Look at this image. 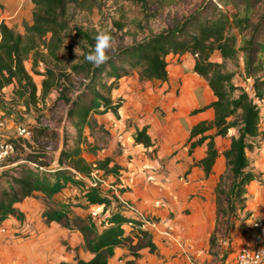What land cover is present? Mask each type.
Wrapping results in <instances>:
<instances>
[{"label":"trees","instance_id":"trees-1","mask_svg":"<svg viewBox=\"0 0 264 264\" xmlns=\"http://www.w3.org/2000/svg\"><path fill=\"white\" fill-rule=\"evenodd\" d=\"M102 1L31 0L34 5L32 23L24 25L23 33L4 20L0 21V93L17 83L21 96H28L38 104L40 99L56 90L59 98L69 105L67 116L78 136L73 146H66L61 151L56 168H50L30 155V162L37 167L21 164L4 173L0 179V227L10 218L23 222L25 212L18 204L34 198L43 205L44 223H56L80 232L84 248L91 255L89 259L76 257L74 262L63 260L60 264H109L118 248L127 251L123 264H137L144 249L156 253L158 246L154 234L145 227L144 220L128 213L115 192L111 196L105 195L100 185L93 186L88 182L95 171L119 177L122 167L111 156L88 161L83 155V144L88 142L83 134L86 128L90 132L103 129L98 116L108 112L120 116L118 111L122 103H114L112 95L119 89L122 78L137 74L142 82H166L169 79L168 56L191 54L195 61L193 71L208 83L215 96L213 102L200 110L212 108L213 120L196 124L186 143L189 154L206 144L205 156L194 165L201 167L207 177L212 174L220 155L216 138L226 137L232 129L237 131L236 136H231L229 148L222 153L226 170L215 188L217 215L210 238L211 251L224 229L227 231L233 226L237 204L244 207L248 186L256 180L247 151L254 149L252 139L259 136L261 128L264 0H203L184 20L160 33L135 40L115 54L107 53L109 59L97 67L84 60V55L94 46L97 34L93 36L72 24L71 9L92 11ZM72 32L84 42L79 62L71 65L69 71L44 62L45 71H38L43 55L41 49L59 63L58 53ZM216 53L220 54L221 61L213 60ZM29 59L32 60V72L44 76L40 95L25 65ZM228 62L242 69L245 81H251L250 90L234 83L236 72L228 70ZM73 74L86 81L76 97L71 96L73 91L69 84ZM134 142L146 148L153 146L147 127L137 130ZM97 149L92 147V153L95 154ZM72 186L83 189L86 203L112 208L106 223L98 227L91 217L73 214L61 206L57 195ZM117 190L121 194L128 188L121 186Z\"/></svg>","mask_w":264,"mask_h":264},{"label":"rangeland","instance_id":"rangeland-1","mask_svg":"<svg viewBox=\"0 0 264 264\" xmlns=\"http://www.w3.org/2000/svg\"><path fill=\"white\" fill-rule=\"evenodd\" d=\"M202 1L145 0L142 2L141 0H103L100 6L92 11L71 9L72 24L77 25L93 36L100 32L110 33L113 37V42L107 53L111 55L118 52L121 48L131 45L135 40L140 41L152 34L171 28L177 21H182L185 17L193 14ZM32 10L29 8L24 13L14 12V15L6 16L5 21L17 31L23 33L24 25L32 23ZM83 46L84 42L82 39L74 32L70 33L63 48L58 53V57L61 60L59 63L48 56L45 49H41L43 55L40 56L42 62L39 63L38 71H45L44 62L52 67L69 71L71 65L79 62L83 54ZM213 60L221 61L220 54L216 53L213 56ZM193 61L194 56L191 54H184L175 60L171 59L169 61L168 69L173 75V79L177 81L174 90L175 94H180L183 89V82L179 80L178 76H175V73H178L176 70L177 65H190ZM25 65L33 76L38 87V95H40L44 76L36 75L32 72L31 59ZM227 68L236 72L234 79L236 85H241L250 90L251 81H245L241 74V68H238L232 62L227 63ZM108 81L110 82L112 79ZM191 81H195V79L192 78ZM85 82L81 76L75 74L71 76L69 84L71 91H73L72 97H76L81 92L82 84ZM159 90H162L160 82H142L138 79L137 74H133L130 77L121 79L119 89L113 91L112 100L114 103H122L124 106L122 113L125 114L133 108L138 95L146 93V96L150 97L152 93H156ZM20 91L21 88L18 84L14 83L0 93V138L13 142L15 146L14 154L0 161V179L6 171L21 164L37 167L36 164L30 162V159H32L30 155L36 156L38 161L47 163L48 167L56 168L61 151L66 146H73L78 137L77 129L72 126L67 116L69 105L59 98V93L56 90L51 91L45 99H40L38 104H34L28 96H21ZM143 98L146 101L145 96ZM146 105H148V102H146ZM260 106V134L257 138L252 139L254 149L247 151L250 169L255 172L256 180L248 186L244 207L240 208V205L237 204L233 226L227 231L224 229L217 245L213 250H209L208 258L196 261L193 256H185L188 264H229L227 261L231 259L235 249L240 245H247L251 241L252 220L264 214V101L260 103ZM146 109L144 110L143 108L144 114L152 110L150 107ZM157 109L160 108L156 107L155 110ZM119 117L122 119V115ZM97 118L99 123H103V129H95L93 132H90L87 128L84 130L83 136L87 138L88 142L85 141L83 144V155L90 162L111 156L122 167L120 174V177H122L130 170L129 164L135 161V158L139 157L140 153H146L143 150L133 154L125 152L126 149L133 145L132 131L135 123H129L131 118H126L123 126H120L123 122L120 118L118 122V118L115 115V119H110L106 115ZM117 125H119L118 128ZM20 127L30 129L32 132L31 136H21L19 134ZM120 130L122 131L120 132ZM236 135V129L230 130L226 137L217 142L218 149L224 151L229 148L231 136ZM92 147L98 148L95 154L91 151ZM150 158L153 159V157ZM222 163V173H224L226 170L225 160ZM94 173L96 178L101 180L99 184L103 194L111 196L114 193L113 187L116 185L115 178L106 176L100 171H95ZM184 178H187L186 175ZM125 185L127 188L129 187L126 183ZM63 194L57 196L62 207L67 208L73 214L91 217L98 227L106 223L107 217L112 210L111 207L86 203L83 189L77 186L69 187ZM23 208L25 211L23 223L20 224L12 220L7 221L3 226L0 239L4 240L9 247H14V250L19 248L24 251L30 246L47 245V248L52 253V256L49 257L48 255L47 263H53L58 253L69 256L73 249L76 257H80V255L84 258L88 257V252L83 244L74 248L78 245L81 235L75 236V231H70L56 223L50 225L44 223L41 216L43 205L39 199H28L23 204ZM149 216L152 217L151 215ZM80 249L81 252L79 254ZM118 257L119 260L124 262L127 252H121ZM173 259L172 257L171 261ZM144 261L142 256L137 264H142Z\"/></svg>","mask_w":264,"mask_h":264},{"label":"crops","instance_id":"crops-1","mask_svg":"<svg viewBox=\"0 0 264 264\" xmlns=\"http://www.w3.org/2000/svg\"><path fill=\"white\" fill-rule=\"evenodd\" d=\"M0 2L3 5L0 8V21H5L6 16L14 15V12L24 13L29 8H34L31 0H0ZM180 56L169 55L168 66L171 59L175 60ZM194 62L176 67L178 73H175V76L183 82L180 94L174 93L177 81L173 79L168 69V81H158L162 84V90L152 93L150 97H147L146 93L138 95L133 108L125 115L122 113L124 109L122 105L118 111L122 119L116 117L118 122L119 118L123 122L120 126H123L126 118H131L129 123H135L132 131L133 145L125 152L133 154L140 150L146 151L140 153L139 157L129 164L130 170L124 176H113L116 182L114 187H127L125 183L129 186L128 191L124 193L120 194L118 191L120 201L134 205L145 215H151L155 222L150 228L154 232L158 250L152 254L144 249L142 256L145 261L142 264H188L185 256H193L196 261L205 260L209 256L210 238L217 215L215 188L223 172L222 162L225 157L222 154L223 150H219L220 155L213 172L207 177L201 167L194 165L205 156L206 144L198 146L192 154H189V144L186 143L191 129L202 121H211L214 118L212 108L200 110L215 100L208 83L193 71ZM189 70L191 71L188 72ZM192 78L195 81H191ZM147 107L152 110L144 114L143 108L147 110ZM156 107L160 109L155 110ZM140 114L142 115L139 116ZM105 115L115 119V114L112 112ZM144 127L148 128L153 141V146L148 148L134 142L137 130ZM222 138L217 137L216 141ZM185 175L187 178H184ZM90 181L91 179L88 180L89 183ZM63 193L61 195H64ZM27 200L18 204L23 211V204ZM12 220L20 224L24 222L15 218L7 221ZM6 222L0 227V236ZM126 229L129 231L130 227L127 226ZM74 234L81 235L78 231ZM81 244L84 245L82 236L74 248ZM80 252L81 249L79 254ZM121 252L127 251L123 248L116 249L115 256L110 259L109 264H122L123 261L118 257ZM48 255L50 257L52 253L47 245L38 244L21 251L19 248L14 250V247H9L0 239V264H60L63 260L74 262L76 258L74 249L69 256L58 253L53 263H47ZM80 257L84 258L81 255ZM90 257L88 253V257L84 259ZM172 257L174 259L171 261Z\"/></svg>","mask_w":264,"mask_h":264},{"label":"built area","instance_id":"built-area-1","mask_svg":"<svg viewBox=\"0 0 264 264\" xmlns=\"http://www.w3.org/2000/svg\"><path fill=\"white\" fill-rule=\"evenodd\" d=\"M219 7H222L219 5ZM19 134L21 136H31L32 132L28 128H19ZM15 146L14 143L3 138H0V161L7 159L12 154H14ZM99 178H96V174H92V180L90 183L93 186L100 185ZM114 192L119 196L117 187H113ZM127 209V212L132 216H136L144 220L145 227L149 229L152 233L151 225H154V219L149 215H145L132 204L122 201ZM132 212V213H131ZM252 236L251 241L247 245H240L235 249L231 257V261H227L229 264H264V214L258 216L252 220L251 223Z\"/></svg>","mask_w":264,"mask_h":264},{"label":"clouds","instance_id":"clouds-1","mask_svg":"<svg viewBox=\"0 0 264 264\" xmlns=\"http://www.w3.org/2000/svg\"><path fill=\"white\" fill-rule=\"evenodd\" d=\"M112 42L113 37L110 33H98L95 36L94 46L84 55V60L93 66H100L109 59L107 52L111 48Z\"/></svg>","mask_w":264,"mask_h":264}]
</instances>
